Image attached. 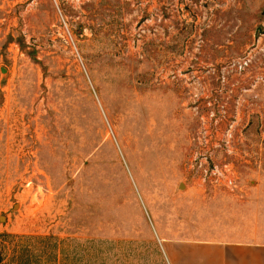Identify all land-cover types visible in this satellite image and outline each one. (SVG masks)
Segmentation results:
<instances>
[{
  "label": "rangeland",
  "instance_id": "374dc122",
  "mask_svg": "<svg viewBox=\"0 0 264 264\" xmlns=\"http://www.w3.org/2000/svg\"><path fill=\"white\" fill-rule=\"evenodd\" d=\"M263 9L0 0V264L264 244Z\"/></svg>",
  "mask_w": 264,
  "mask_h": 264
},
{
  "label": "crops",
  "instance_id": "0c3cea01",
  "mask_svg": "<svg viewBox=\"0 0 264 264\" xmlns=\"http://www.w3.org/2000/svg\"><path fill=\"white\" fill-rule=\"evenodd\" d=\"M180 243L183 242H167L173 264L202 263L204 259L201 256L197 259L198 253L192 251L193 248L180 245ZM209 244L215 247H210ZM201 245H203L201 253L206 258L217 256L218 264H264V244L202 242Z\"/></svg>",
  "mask_w": 264,
  "mask_h": 264
},
{
  "label": "trees",
  "instance_id": "16d2710c",
  "mask_svg": "<svg viewBox=\"0 0 264 264\" xmlns=\"http://www.w3.org/2000/svg\"><path fill=\"white\" fill-rule=\"evenodd\" d=\"M52 237H43V240H49ZM56 248L58 247V243L55 244ZM2 258L0 257V263L2 262ZM56 259H47V258H40V257H31L25 255V257L21 256L18 257L16 264H57L55 263Z\"/></svg>",
  "mask_w": 264,
  "mask_h": 264
},
{
  "label": "water",
  "instance_id": "95a60500",
  "mask_svg": "<svg viewBox=\"0 0 264 264\" xmlns=\"http://www.w3.org/2000/svg\"><path fill=\"white\" fill-rule=\"evenodd\" d=\"M263 14H264V9H263ZM258 32H260V33H264V28H261V27H259L258 28ZM182 186V184L180 185V187Z\"/></svg>",
  "mask_w": 264,
  "mask_h": 264
}]
</instances>
